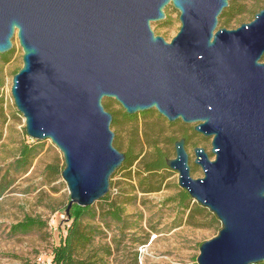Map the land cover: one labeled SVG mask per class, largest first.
I'll use <instances>...</instances> for the list:
<instances>
[{"label": "water", "instance_id": "1", "mask_svg": "<svg viewBox=\"0 0 264 264\" xmlns=\"http://www.w3.org/2000/svg\"><path fill=\"white\" fill-rule=\"evenodd\" d=\"M230 0H0V53L16 35L22 66L10 93L26 134L62 153L68 214L104 196L125 155L114 145L104 98L127 114L155 109L211 137V158L184 138L166 165L178 185L219 220L197 264L264 262V8L219 27ZM171 3L180 26L167 41L151 22Z\"/></svg>", "mask_w": 264, "mask_h": 264}, {"label": "rangeland", "instance_id": "2", "mask_svg": "<svg viewBox=\"0 0 264 264\" xmlns=\"http://www.w3.org/2000/svg\"><path fill=\"white\" fill-rule=\"evenodd\" d=\"M241 2L246 6L255 2L257 7H264V0ZM164 12L165 17L151 22V28L155 34L170 41L180 26L179 12L171 3L164 7ZM252 18L250 14L239 21L231 20L225 27L235 28ZM219 27L220 22L217 24ZM22 53L16 35L12 37L11 49L0 53V264H17L25 260L48 264L53 245L65 234L69 223L64 213L69 192L61 176L64 160L58 148L49 139L37 140L24 136V118L17 111L10 93L13 73L22 66ZM261 61H264V55ZM102 103L109 105V112L123 110L113 98H104ZM135 114V121L110 126L121 150H125L130 143L135 144L136 151L142 147L139 158L130 167L132 172L138 169L139 160L148 154V141H157L168 157H173L172 140L179 139L186 132L188 140L185 149L190 175L194 178L203 175L200 167L193 162V147H205L213 158L210 153L211 137L195 133L194 123L181 120L170 122L157 111L152 114L139 111ZM23 141L37 150L26 165L15 163ZM126 173L127 170L119 171L110 178L115 184L109 187V199L117 202L126 199L124 216L131 217L134 228L127 230L122 239L117 234L118 226L111 223L103 236L95 237L93 244H110L113 253L108 258L109 264H197L200 243L215 236L221 227L217 217L204 207L216 217V223H212V217L206 211L194 216L201 225L196 226L188 221L189 209L199 203L190 197L189 208L184 210L178 207L177 201H169L171 197L176 198L182 188L177 182V171L168 166L157 174L160 180L158 190L148 193L135 190V198L128 196L131 190ZM131 181L136 184V179ZM27 214L41 218L46 226L11 235L10 225ZM93 223L103 226L97 219Z\"/></svg>", "mask_w": 264, "mask_h": 264}, {"label": "trees", "instance_id": "3", "mask_svg": "<svg viewBox=\"0 0 264 264\" xmlns=\"http://www.w3.org/2000/svg\"><path fill=\"white\" fill-rule=\"evenodd\" d=\"M257 3H252L249 6L242 3L241 0H230L227 7L223 9L218 17V22H220L221 27H225L231 20L239 21L244 16L254 15L259 9L264 7H257ZM10 53V52H9ZM264 55V54H263ZM19 69V68H18ZM15 70L13 75L18 71ZM105 109H108L109 105L107 103L103 104ZM156 112L155 109L142 111V114H152ZM112 121L111 126H116L119 123L135 121L136 114H127L124 110L111 111ZM178 121V120H177ZM194 134V132H193ZM24 136L28 135L24 131ZM180 137H185L186 143L188 140V134L184 132ZM179 137V138H180ZM175 140H172L174 143ZM39 142V141H37ZM149 151L148 154L141 158L137 165V170L131 171L130 167L139 158L140 151H136V146L134 143H130L125 150H121L117 140H114V145L117 149L122 151L125 155L123 162L120 167L112 174L111 178L114 177L119 171H126V177L129 179L128 185L130 186L131 192L128 196L135 198L133 193L135 190L139 192H152L159 189L160 180L157 179V174L163 168H166L165 163L168 154L158 145L157 141L147 142ZM35 147L23 141L18 156L15 160L16 164L26 165L28 159L35 154L37 150ZM136 179V184L131 180ZM115 184L110 180V187ZM190 196L188 193L181 189L178 196L171 197L169 201L178 202V207L184 210L189 208ZM126 199L117 202L115 199H109V191L102 196L95 203L88 206H79L75 203L69 208L68 214L64 213L68 217V225L65 229V234L62 235L59 241L52 247V258L48 264H109L108 258L112 255L113 249L109 243L103 242L99 244H93L95 237L103 236L105 234V229L110 228L111 223H115L117 228L118 237L124 238L127 230H132L134 225L131 224L130 218L125 217L124 204ZM206 211L204 207L199 204H195L189 209L188 221L196 226L201 225L200 221H195V214H201ZM212 217V223H216L217 219L211 213L207 212ZM99 220L102 222L103 226L93 223V220ZM46 226V222L37 216L24 215L20 220L12 223L9 227V233L11 235L27 233L34 229H41ZM120 240V239H119ZM17 264H39L36 262H31L25 260Z\"/></svg>", "mask_w": 264, "mask_h": 264}, {"label": "flooded vegetation", "instance_id": "4", "mask_svg": "<svg viewBox=\"0 0 264 264\" xmlns=\"http://www.w3.org/2000/svg\"><path fill=\"white\" fill-rule=\"evenodd\" d=\"M180 138H184V145L186 144V139L185 137H180ZM195 147V146H194ZM205 148V147H204ZM206 150V149H205ZM207 151V150H206ZM208 155L210 156L209 152H208Z\"/></svg>", "mask_w": 264, "mask_h": 264}, {"label": "built area", "instance_id": "5", "mask_svg": "<svg viewBox=\"0 0 264 264\" xmlns=\"http://www.w3.org/2000/svg\"><path fill=\"white\" fill-rule=\"evenodd\" d=\"M258 264H264V262H260V263H258Z\"/></svg>", "mask_w": 264, "mask_h": 264}]
</instances>
